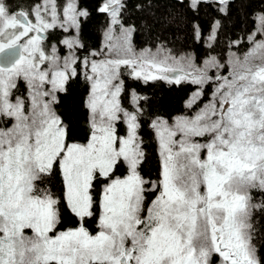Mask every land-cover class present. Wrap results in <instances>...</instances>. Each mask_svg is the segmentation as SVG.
Instances as JSON below:
<instances>
[{"label": "snow or ice", "instance_id": "snow-or-ice-1", "mask_svg": "<svg viewBox=\"0 0 264 264\" xmlns=\"http://www.w3.org/2000/svg\"><path fill=\"white\" fill-rule=\"evenodd\" d=\"M123 8V0H101L110 23L96 59L77 55L89 16L78 0L17 10L0 0V264H264L254 243L264 198L253 195L264 197V14L222 75L214 56L201 66L163 47L137 52ZM56 29L76 35L53 44ZM122 69L145 83L197 86L187 113L150 122L156 180L143 174L141 97L132 92L133 110L123 106ZM78 77L87 85L83 141L70 138L55 108Z\"/></svg>", "mask_w": 264, "mask_h": 264}, {"label": "trees", "instance_id": "trees-1", "mask_svg": "<svg viewBox=\"0 0 264 264\" xmlns=\"http://www.w3.org/2000/svg\"><path fill=\"white\" fill-rule=\"evenodd\" d=\"M32 2L33 0H8L12 10H17L18 6L26 8ZM59 2L63 3V0ZM123 3L120 18L124 25L135 28L132 40L136 48L163 47L172 55L192 56L197 64L214 56L225 64V68L230 53L242 55L249 48L246 38L256 29L257 17L264 14V0H228L224 5L219 0H202L195 7L192 6V0H123ZM100 4L101 0H78V6L89 12L88 17H81L79 39L85 46L77 50V55L81 57L99 50L103 45L110 18L98 11ZM217 22L219 27L213 40L210 37ZM71 33L76 35L74 29ZM69 34L62 29L49 33L50 39L52 37L55 43ZM237 40L241 41L238 46H229L230 42ZM58 47L64 52L61 45ZM122 72L127 89L122 97L123 106L133 110L132 92L141 97L139 105L143 114L140 136L147 157L143 164V174L156 180L159 175L158 145L150 122L156 117H163L171 122L175 116L187 113L186 102L197 86L186 82L169 84L163 80L145 83L143 80L132 79L123 69ZM20 90L24 91L23 84ZM210 91L206 88L202 102L207 101ZM86 95L87 85L82 77H78L69 81L67 92L59 94V103L55 105L57 113L69 126L70 138L80 141L87 134L88 112L84 107ZM50 187L58 192L55 182ZM253 195L257 202L264 198L259 193L254 192ZM254 222L257 228L254 243L259 254L264 256V212H256ZM73 224L74 219L66 215L63 226L70 227ZM88 227L93 229L91 221Z\"/></svg>", "mask_w": 264, "mask_h": 264}, {"label": "rangeland", "instance_id": "rangeland-1", "mask_svg": "<svg viewBox=\"0 0 264 264\" xmlns=\"http://www.w3.org/2000/svg\"><path fill=\"white\" fill-rule=\"evenodd\" d=\"M125 26H131V25H125ZM71 31L72 30H70L69 31V35H67V36H65V37H69V36H74L75 34L74 33H71ZM107 31V30H106ZM117 31H118V28H117ZM64 38V37H63ZM62 38V39H63ZM258 39L260 38V37H257ZM52 39V40H51ZM51 39H50V35H49V33H48V41L49 42H51V43H55V42H53V38L51 37ZM105 37H104V42H103V45L101 46V48L99 49V50H97V51H92V52H97V53H100V55H98L97 57H95L96 59H101V58H103V53H104V45H105ZM61 48H62V50H64V52H62V53H64V54H67V49H65L62 45H61ZM136 48V47H135ZM157 48H159V47H155V48H151V47H141V48H136V50H137V52H139L141 49H151L153 52H155L156 51V49ZM237 55H239L238 53H236ZM174 56H177V57H181V56H186V55H174ZM192 57V56H191ZM210 58V57H209ZM208 58V59H209ZM195 62V61H194ZM196 63V62H195ZM197 64V63H196ZM202 64H203V62L202 63H200V64H197V65H201L202 66ZM215 72V70L213 69L212 70V73H214ZM227 72H228V68H224L222 71H221V74L222 75H227ZM212 73H210V74H212ZM178 116V115H177ZM176 117V116H175ZM174 117V118H175ZM163 118V117H162Z\"/></svg>", "mask_w": 264, "mask_h": 264}, {"label": "water", "instance_id": "water-1", "mask_svg": "<svg viewBox=\"0 0 264 264\" xmlns=\"http://www.w3.org/2000/svg\"><path fill=\"white\" fill-rule=\"evenodd\" d=\"M203 1H206V0H203Z\"/></svg>", "mask_w": 264, "mask_h": 264}]
</instances>
